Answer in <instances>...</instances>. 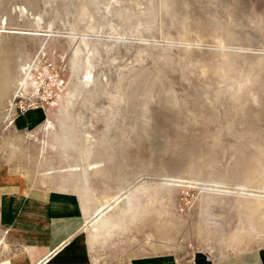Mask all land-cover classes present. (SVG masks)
Returning a JSON list of instances; mask_svg holds the SVG:
<instances>
[{
  "label": "rangeland",
  "instance_id": "rangeland-1",
  "mask_svg": "<svg viewBox=\"0 0 264 264\" xmlns=\"http://www.w3.org/2000/svg\"><path fill=\"white\" fill-rule=\"evenodd\" d=\"M79 49L96 52L83 95ZM88 138L101 172L56 192L68 166L83 165ZM0 173L70 196L79 210L81 192L91 212L122 198L107 215L111 235L87 233L94 264L258 247L264 0H0Z\"/></svg>",
  "mask_w": 264,
  "mask_h": 264
},
{
  "label": "crops",
  "instance_id": "crops-1",
  "mask_svg": "<svg viewBox=\"0 0 264 264\" xmlns=\"http://www.w3.org/2000/svg\"><path fill=\"white\" fill-rule=\"evenodd\" d=\"M78 199L80 210L70 196L22 186L18 177L0 173V252H4L0 264H94ZM130 264H264V241L223 258L200 251L181 262L161 257Z\"/></svg>",
  "mask_w": 264,
  "mask_h": 264
},
{
  "label": "bare ground",
  "instance_id": "bare-ground-1",
  "mask_svg": "<svg viewBox=\"0 0 264 264\" xmlns=\"http://www.w3.org/2000/svg\"><path fill=\"white\" fill-rule=\"evenodd\" d=\"M83 14H85V13H83ZM83 14H82V16H83ZM91 27V26H90ZM93 30V29H92ZM90 31V30H89ZM85 40H87V39H85ZM85 40H83L82 41V43L84 44V47L86 48V50L89 48V42H91L89 39H88V41H85ZM74 42V41H73ZM95 44V42L93 43V45ZM79 45V44H78ZM91 45V44H90ZM96 45H94V47H95ZM78 47V46H77ZM82 47H83V45H82ZM92 48V47H91ZM96 48V47H95ZM75 52H77V51H75ZM74 52V53H75ZM87 52V51H86ZM78 55H79V65H80V68L83 70V71H85V74H84V80L82 81V85H81V87H80V89H79V94L81 93H83L84 92V90L85 89H88V88H90V87H92V85L94 84V76H93V68H94V64H93V61H92V59L94 58V55H95V53H94V51H92V50H89L88 51V53L83 57V55L85 54V51L83 50V49H79L78 50ZM75 56V55H74ZM77 56V55H76ZM85 58V59H84ZM99 58V57H98ZM76 60V59H75ZM84 60H86V61H84ZM75 65V64H74ZM25 70H26V68H24ZM77 70V69H76ZM75 70V71H76ZM78 71V70H77ZM82 71V72H83ZM84 73V72H83ZM29 75H31L30 73H29ZM34 76V75H33ZM24 78V77H23ZM27 81V80H26ZM28 83H29V80H28ZM32 84V83H31ZM34 85V84H33ZM95 85V84H94ZM32 86V85H31ZM36 86V85H35ZM25 87H27V83H23L22 84V89H24ZM28 88V87H27ZM38 91V87H35V91ZM27 91V90H26ZM63 91V90H62ZM65 91V90H64ZM74 91V90H73ZM43 93V92H42ZM63 93H65V92H63ZM69 94L67 95V98H66V102H67V106H66V112H67V115L68 116H70L69 115V113L71 112H69V108H71L72 106L74 107V104H73V97H74V95H76V94H74L73 95V93L72 92H68ZM75 93H77L76 92V90H75ZM64 95V94H63ZM83 95V94H82ZM78 96V95H77ZM80 96V95H79ZM75 101V100H74ZM12 102V101H11ZM64 103V102H63ZM10 104V103H9ZM58 105H59V103H58ZM12 106V104L10 105V107ZM56 106V105H55ZM65 108V107H64ZM65 112V111H64ZM61 113V112H60ZM63 113V112H62ZM70 114H72V112L70 113ZM48 115V114H47ZM52 115V114H51ZM61 115V114H60ZM66 115V116H67ZM50 116V115H49ZM62 116V115H61ZM65 117V116H64ZM71 117V116H70ZM50 118V117H49ZM68 118V117H67ZM65 119V118H64ZM10 121H11V118H10ZM61 121V120H60ZM78 121V120H77ZM71 122V121H70ZM67 123V122H66ZM64 121H61V126L62 127H64L65 126V124H66ZM14 125V122H13V119H12V126ZM55 125H53V123H52V121H50V119L49 120H47V122L42 126L43 128H44V131L45 132H47L49 135L50 134H52L53 135V131H54V129H55V127H54ZM71 128V127H70ZM60 129V128H59ZM56 130V129H55ZM61 130H62V132H66L67 131V128H61ZM61 132V131H60ZM61 132V133H62ZM46 133V134H47ZM55 133H56V131H55ZM55 133H54V137H55ZM60 133V134H61ZM59 134V135H60ZM58 135V136H59ZM64 134H62V136H63ZM51 136V135H50ZM61 137V136H60ZM68 138V137H67ZM74 138V137H73ZM54 142H52V143H48V142H45V144H47V146L50 148V149H52V150H55V149H57L56 148V145H57V140H56V138H55V140H53ZM68 142V141H67ZM74 142H75V140H74ZM73 142V143H74ZM86 142L88 143V146L87 147H85L84 149H82V150H79V151H77V152H80L81 153V155H82V159H81V161L83 162V165H80V164H75V165H69L68 166V171H66V174L65 175H67V173H69L70 172V174H69V177H65V176H61L62 177V179L61 178H59V180H60V183H58L57 185V191H61V192H74L75 190L74 189H72L73 188V185H71V183H74V185L76 186V185H78V184H84V186H85V184L87 185L91 180H90V176H91V173H95V172H101L99 169H101V167H103L101 164H100V162H98V163H95V162H93V161H91V158H92V156H93V154H94V149L92 148L94 145H95V143L93 142V140H92V138H88L87 140H86ZM85 143V142H84ZM65 144V143H64ZM63 144V145H64ZM71 144V143H70ZM46 146V145H45ZM59 146V145H58ZM62 147V146H61ZM64 150V148L62 147V151ZM47 151V149H46V147H43L42 148V152L44 153V152H46ZM57 151V150H56ZM59 151V150H58ZM69 153H72V151L70 152L69 151ZM74 153V152H73ZM77 154V153H76ZM64 155H67V156H69L70 157V155L66 152V151H64ZM74 155H75V153H74ZM76 156V155H75ZM77 158H79V157H77ZM76 158V159H77ZM76 159H73V160H76ZM93 159V158H92ZM78 161H80L79 159H77ZM76 160V161H77ZM71 161V160H70ZM75 162V161H74ZM73 163V162H72ZM78 163H80V162H78ZM68 165V164H67ZM85 168L84 169V171H82V168ZM2 172V171H1ZM59 172V171H58ZM83 172V173H82ZM62 173H64V172H62ZM49 174V173H48ZM47 174V175H48ZM52 174V173H51ZM59 174V173H58ZM82 174H84V175H82ZM98 174V173H97ZM53 175H55V174H53ZM60 175V174H59ZM95 175V174H94ZM50 176H52V175H50ZM68 176V175H67ZM48 177V176H47ZM70 177H73V179H71ZM51 178V177H50ZM75 178V179H74ZM47 179H49V178H47ZM90 180V181H89ZM20 184L22 185V186H24V185H26L27 184V181L23 178L22 180H20ZM83 186V185H82ZM82 186H81V188H82ZM90 188V187H89ZM85 189V188H84ZM83 189V190H84ZM24 190V189H23ZM82 190V191H83ZM91 190V189H90ZM93 191V190H92ZM219 191V190H218ZM80 192V191H79ZM86 194L83 192H81L80 194H79V196H80V198H81V200L83 201V210H84V215H85V219H86V225H85V228H84V230L87 232V233H89L91 236H92V240H93V238L96 240V239H98V238H101V237H105L106 238V236H110L111 235V233H112V229L116 226V225H114V221L113 222H111L110 220H109V218H108V213L110 212V211H113V209L115 208V205L117 204V203H119L120 202V200L122 199H120V198H118V199H116V202L114 203V204H112L111 203V201H113L114 200V198L115 197H113L111 200H107V202H105V203H103V204H101L100 206L99 205H97L98 207H96V209L94 210V211H90L86 206H85V204H84V200H86L85 198H84V196H85ZM92 195H94V194H92ZM90 196V195H89ZM108 198V197H107ZM250 198V197H249ZM96 199V198H95ZM95 199H93V201H98L97 199L95 200ZM245 199H247V198H245ZM92 200V199H91ZM255 201V200H254ZM95 203V202H94ZM87 205V204H86ZM258 205V204H257ZM256 205V206H257ZM95 208V207H94ZM264 211V210H263ZM262 216V215H261ZM235 239V238H234ZM238 239V238H237ZM94 240V241H95ZM241 240V239H240ZM93 242V241H92ZM239 243V242H238ZM237 243V244H238ZM3 244V242H2V240L0 239V246ZM239 246V245H238ZM199 253V252H198Z\"/></svg>",
  "mask_w": 264,
  "mask_h": 264
}]
</instances>
